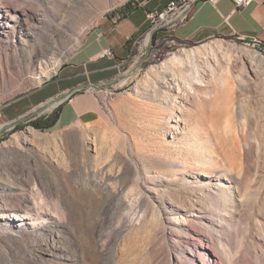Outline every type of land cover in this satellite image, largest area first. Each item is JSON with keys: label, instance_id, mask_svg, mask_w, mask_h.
Wrapping results in <instances>:
<instances>
[{"label": "rangeland", "instance_id": "rangeland-1", "mask_svg": "<svg viewBox=\"0 0 264 264\" xmlns=\"http://www.w3.org/2000/svg\"><path fill=\"white\" fill-rule=\"evenodd\" d=\"M125 1L0 0V264H264V75L235 82V141L206 87L180 90L187 66L159 68L220 41L264 48L217 36L171 42L161 61L136 50L95 123L30 125L56 101L28 98Z\"/></svg>", "mask_w": 264, "mask_h": 264}, {"label": "crops", "instance_id": "crops-1", "mask_svg": "<svg viewBox=\"0 0 264 264\" xmlns=\"http://www.w3.org/2000/svg\"><path fill=\"white\" fill-rule=\"evenodd\" d=\"M169 1L126 0L85 35L57 81L36 91L26 103L39 105L55 99L52 109L40 117L58 113L56 129L95 123L101 118V99L124 83L121 67L131 55V41L151 29L147 14L164 10ZM162 35L160 32L159 37ZM168 35L190 44L217 36L259 37L264 41V0H253L242 8L232 0H219L215 5L198 3L190 20ZM105 50L112 51L113 57L101 58Z\"/></svg>", "mask_w": 264, "mask_h": 264}, {"label": "bare ground", "instance_id": "bare-ground-1", "mask_svg": "<svg viewBox=\"0 0 264 264\" xmlns=\"http://www.w3.org/2000/svg\"><path fill=\"white\" fill-rule=\"evenodd\" d=\"M255 46L262 47V45ZM261 55L263 57L258 55L256 51L239 47L236 44L226 45L220 41L215 44L201 45L193 49L184 50L182 53L174 55L165 61L159 68L175 70L179 65L187 66L188 69L178 75L180 90L181 86H184L187 94L200 97V92L204 91H200L199 88L206 87L204 95L212 102V110L226 115L225 130L236 141L235 136L237 133L232 125L235 108V82L240 84L247 83V75L250 72L261 71L262 75H264V55ZM203 72L209 75V79H204ZM179 107L184 111L187 109L185 106L184 108ZM162 121L163 125L166 124V129L168 130V119L166 118ZM182 132L180 127H178L177 133ZM202 150L205 151L206 148H202Z\"/></svg>", "mask_w": 264, "mask_h": 264}, {"label": "built area", "instance_id": "built-area-1", "mask_svg": "<svg viewBox=\"0 0 264 264\" xmlns=\"http://www.w3.org/2000/svg\"><path fill=\"white\" fill-rule=\"evenodd\" d=\"M218 1L219 0H170L164 10L148 13L146 17L151 25V29L139 38L131 41V54L136 50L144 51L148 58L152 57L153 59H160L162 55L169 54L166 47L171 42H175L176 39L168 34L190 20L198 3L204 2L215 5ZM232 1L238 8L250 6L253 2V0ZM160 32L164 33L161 37H159ZM236 39L248 42L251 45H262L264 48V41L259 37L247 39L245 37L236 36ZM100 56L101 58H111L113 57V52L105 50Z\"/></svg>", "mask_w": 264, "mask_h": 264}, {"label": "trees", "instance_id": "trees-1", "mask_svg": "<svg viewBox=\"0 0 264 264\" xmlns=\"http://www.w3.org/2000/svg\"><path fill=\"white\" fill-rule=\"evenodd\" d=\"M234 38H236V37H234ZM156 60L161 61L162 59L160 58V59H156ZM58 116H59L58 113H53L46 118L36 119V120L32 121L30 123V125L37 130H42V131L51 130L55 127ZM18 127L19 126H17L16 128H18Z\"/></svg>", "mask_w": 264, "mask_h": 264}, {"label": "water", "instance_id": "water-1", "mask_svg": "<svg viewBox=\"0 0 264 264\" xmlns=\"http://www.w3.org/2000/svg\"><path fill=\"white\" fill-rule=\"evenodd\" d=\"M21 121H22V119H20L19 121H17V122L15 123V125H18L19 123H21Z\"/></svg>", "mask_w": 264, "mask_h": 264}]
</instances>
